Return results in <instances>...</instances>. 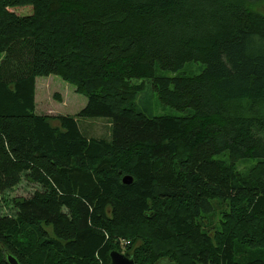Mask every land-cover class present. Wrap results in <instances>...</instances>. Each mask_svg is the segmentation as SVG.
<instances>
[{
	"label": "trees",
	"instance_id": "obj_1",
	"mask_svg": "<svg viewBox=\"0 0 264 264\" xmlns=\"http://www.w3.org/2000/svg\"><path fill=\"white\" fill-rule=\"evenodd\" d=\"M263 3L0 0V195L41 186L0 214V264H264ZM50 74L87 97L77 115L37 111ZM145 78L182 114L141 112Z\"/></svg>",
	"mask_w": 264,
	"mask_h": 264
},
{
	"label": "rangeland",
	"instance_id": "obj_2",
	"mask_svg": "<svg viewBox=\"0 0 264 264\" xmlns=\"http://www.w3.org/2000/svg\"><path fill=\"white\" fill-rule=\"evenodd\" d=\"M252 9L255 10L254 8ZM256 10L264 13V3L257 6ZM204 66L205 64L202 62H188L177 72L160 70L159 73L168 76L176 74L194 75L200 73ZM141 81L133 80L134 83ZM144 82V89L139 92L137 97V107L141 112L148 117L164 114H182V112L174 107L160 101L158 94L152 88L150 78H145ZM36 101V108L39 113L77 115L86 105L87 97L76 92L75 87L59 75L50 74L37 77ZM78 123L82 131L89 136L111 137V123L106 117H78ZM255 163L256 160L241 161L237 164V169L241 175H244ZM40 188L41 186L39 184L28 182L23 178L18 185L7 189L0 195V214H15V209L12 206V198L15 196L28 197L36 189ZM214 221H217V217H214ZM121 241H123V245L128 243L124 239Z\"/></svg>",
	"mask_w": 264,
	"mask_h": 264
},
{
	"label": "water",
	"instance_id": "obj_3",
	"mask_svg": "<svg viewBox=\"0 0 264 264\" xmlns=\"http://www.w3.org/2000/svg\"><path fill=\"white\" fill-rule=\"evenodd\" d=\"M123 182L131 183L132 177L130 175H125L123 177ZM8 260L11 264H17V260L13 255H8ZM109 264H136V260L134 257H130L126 255L124 252H120L119 250H112L110 252V263Z\"/></svg>",
	"mask_w": 264,
	"mask_h": 264
},
{
	"label": "crops",
	"instance_id": "obj_4",
	"mask_svg": "<svg viewBox=\"0 0 264 264\" xmlns=\"http://www.w3.org/2000/svg\"><path fill=\"white\" fill-rule=\"evenodd\" d=\"M36 93H37V87H36ZM37 102V101H36Z\"/></svg>",
	"mask_w": 264,
	"mask_h": 264
}]
</instances>
